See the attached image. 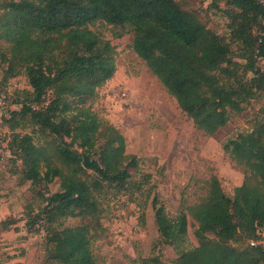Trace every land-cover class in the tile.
<instances>
[{"label":"trees","instance_id":"16d2710c","mask_svg":"<svg viewBox=\"0 0 264 264\" xmlns=\"http://www.w3.org/2000/svg\"><path fill=\"white\" fill-rule=\"evenodd\" d=\"M226 5L229 41L175 0L2 4L0 39L8 43L9 53L2 55L8 65L5 73L12 76L22 68L30 86L12 97L18 108L6 119L12 130L8 149L20 159L21 173L32 184L61 179L59 190L44 198L33 220L44 219L47 224L48 264H96L89 223L63 228L52 224L67 217H95L103 187L113 184L124 189L129 185V167L136 165L135 156L124 154L122 135L97 144L102 123L91 104L97 89L115 72L116 51L92 27L96 23L129 27L136 54L194 126L211 136L226 125L231 111H240L241 104L253 97V89L264 86L256 66L264 58V3L226 0ZM248 72L253 74L249 80ZM23 121L52 135L56 148L14 131ZM223 148L244 168L243 182L231 195L212 174L205 195L174 218L161 208L155 210L164 244L177 245L185 239L186 212L197 222L198 245L179 250L174 264H264V246L256 240L258 228L264 230V111L250 131L227 140ZM240 239H248L249 248L232 243ZM144 263L163 264L156 256Z\"/></svg>","mask_w":264,"mask_h":264},{"label":"rangeland","instance_id":"374dc122","mask_svg":"<svg viewBox=\"0 0 264 264\" xmlns=\"http://www.w3.org/2000/svg\"><path fill=\"white\" fill-rule=\"evenodd\" d=\"M5 1L0 0V14ZM175 1L229 41L226 0ZM92 29L108 39L116 51L115 72L97 89L91 104L102 123L97 144L122 135L124 154L135 156L136 165L129 167L127 187H103L95 217H67L52 226L89 223L90 248L96 264H145V259L154 256L163 264H174L179 250L198 245L194 235L197 222L186 212L185 239L177 245L164 244L156 224V208L174 218L183 207L205 195L206 180L212 174L229 195L243 182L244 168L230 157L223 144L250 131L259 121L264 111V86L253 89V97L241 104L240 111H231L226 125L210 136L194 126L133 50L129 27L96 23ZM231 46L236 52L237 46ZM3 54L9 55L8 43L0 39V264H48L47 224L44 219L35 223L33 220L44 206V198L59 190L61 179L32 184L21 173L20 159L8 149L12 130L6 119L10 110L18 108L12 104V97L30 86L22 68L12 76L5 73L8 65ZM256 66L264 77V58L258 59ZM252 76L250 72L246 74L248 80ZM14 131L32 135L36 144L49 142L51 150L56 148L52 135L37 124L23 121ZM257 233L256 240L264 246V230L259 227ZM232 243L239 248L250 246L248 239Z\"/></svg>","mask_w":264,"mask_h":264},{"label":"built area","instance_id":"2783aa9c","mask_svg":"<svg viewBox=\"0 0 264 264\" xmlns=\"http://www.w3.org/2000/svg\"><path fill=\"white\" fill-rule=\"evenodd\" d=\"M259 1L264 3V0H259ZM252 244H253V243H252Z\"/></svg>","mask_w":264,"mask_h":264}]
</instances>
